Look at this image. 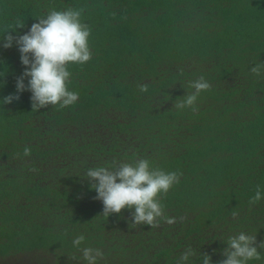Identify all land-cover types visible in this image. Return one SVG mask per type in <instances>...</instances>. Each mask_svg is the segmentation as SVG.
I'll list each match as a JSON object with an SVG mask.
<instances>
[{
	"label": "trees",
	"instance_id": "obj_1",
	"mask_svg": "<svg viewBox=\"0 0 264 264\" xmlns=\"http://www.w3.org/2000/svg\"><path fill=\"white\" fill-rule=\"evenodd\" d=\"M68 9L91 30L92 58L68 67L78 101L32 110L25 91L3 104L24 71L15 43L3 48L5 31L26 34ZM258 63L264 0H0V264H87L72 243L79 235L80 249L103 251L97 264H178L189 247L186 264L205 253L218 264L230 236L264 241V73L250 71ZM200 76L211 88L198 110L175 109ZM141 158L182 173L160 200L172 224L131 227L128 209L100 215L87 170ZM257 186L262 199L250 204ZM258 251L247 264H264Z\"/></svg>",
	"mask_w": 264,
	"mask_h": 264
},
{
	"label": "clouds",
	"instance_id": "obj_2",
	"mask_svg": "<svg viewBox=\"0 0 264 264\" xmlns=\"http://www.w3.org/2000/svg\"><path fill=\"white\" fill-rule=\"evenodd\" d=\"M81 14V10H52L46 18L33 23L26 34L14 36L11 32L15 30L5 31L3 48L9 49L15 43L24 71L16 79V93L4 97L3 104L18 101L20 93L25 91L31 93L32 110L45 109L50 105L64 108L78 101V93L68 89L71 75L68 67L70 64L83 65L92 58L88 43L91 30L87 24L81 22ZM15 23L16 29L24 27L20 20ZM250 71L260 76L264 73V63L254 65ZM180 74H183L182 70ZM138 87L142 93L148 91L147 84ZM188 87L193 91L177 99L173 107L177 110L189 108L195 113L198 110V97L202 92L208 91L211 85L200 76L190 81ZM23 155L30 156L31 149L25 147ZM181 175L182 173L175 171L165 172L152 168L150 161L143 158L134 163L114 161L111 167L90 168L86 172L90 187L96 192L94 199L103 205L100 215L109 217L119 215L125 209L133 210L130 226L147 225L150 228L159 227L161 218L168 224L175 222L174 218L164 216L160 200L180 182ZM261 199L262 192L257 186L256 193L249 203L255 204ZM237 216V213H232L233 219ZM84 240L83 235L75 237L73 246L82 251L87 264H97V261L104 257L103 251L91 247L80 249ZM258 248L264 249V241L257 245L256 236L240 232L228 238L227 247L222 253L224 259L218 264H247L250 260H259L261 254ZM194 254L190 247L187 248L181 253L178 264H186ZM211 260L210 255L202 254V264H211Z\"/></svg>",
	"mask_w": 264,
	"mask_h": 264
}]
</instances>
